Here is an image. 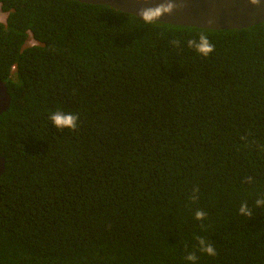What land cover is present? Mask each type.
Returning a JSON list of instances; mask_svg holds the SVG:
<instances>
[{"label": "trees", "instance_id": "16d2710c", "mask_svg": "<svg viewBox=\"0 0 264 264\" xmlns=\"http://www.w3.org/2000/svg\"><path fill=\"white\" fill-rule=\"evenodd\" d=\"M0 10V264H264V209L239 213L264 197V22L145 24L75 0ZM201 33L207 57L187 46ZM57 110L78 128L54 127Z\"/></svg>", "mask_w": 264, "mask_h": 264}, {"label": "water", "instance_id": "95a60500", "mask_svg": "<svg viewBox=\"0 0 264 264\" xmlns=\"http://www.w3.org/2000/svg\"><path fill=\"white\" fill-rule=\"evenodd\" d=\"M83 4L107 6L138 17L141 7H154L162 0H75ZM179 6L171 15L158 21L172 26H185L204 30H242L264 22V0L253 5L249 0H178ZM140 19V18H139ZM11 96L0 80V116L8 111ZM5 160L0 157V177L5 172Z\"/></svg>", "mask_w": 264, "mask_h": 264}, {"label": "clouds", "instance_id": "9594fccd", "mask_svg": "<svg viewBox=\"0 0 264 264\" xmlns=\"http://www.w3.org/2000/svg\"><path fill=\"white\" fill-rule=\"evenodd\" d=\"M253 5H260L261 0H249ZM179 6L178 0H162L161 3L157 4L154 7H141L138 9V17L145 24H153L158 21L163 15H171L174 11L177 10ZM179 41H170V44L179 46ZM187 46L195 50L196 53L204 57L209 56L214 51V45L210 42L207 35L204 33L199 34L198 39H189L187 41ZM49 119L52 122L53 126L57 129H69L75 131L78 128L79 115L73 112H64L57 110L50 113ZM247 182L252 183L253 178L251 176L247 177ZM199 193V188L194 187L193 195L190 197L192 201H196ZM253 209H264V197L258 198L255 200L253 207L250 208L247 202L241 204L239 208V213L242 216L252 218ZM196 220H203L206 218L207 213L203 210H196L194 213ZM199 241V251L205 253L209 256H215L216 250L213 244L204 238H198ZM185 260L191 262V264H196L197 256L194 252L188 253L185 257Z\"/></svg>", "mask_w": 264, "mask_h": 264}, {"label": "rangeland", "instance_id": "374dc122", "mask_svg": "<svg viewBox=\"0 0 264 264\" xmlns=\"http://www.w3.org/2000/svg\"><path fill=\"white\" fill-rule=\"evenodd\" d=\"M7 18V14L1 12L0 10V22H5Z\"/></svg>", "mask_w": 264, "mask_h": 264}]
</instances>
